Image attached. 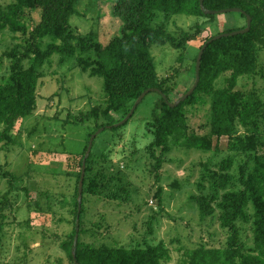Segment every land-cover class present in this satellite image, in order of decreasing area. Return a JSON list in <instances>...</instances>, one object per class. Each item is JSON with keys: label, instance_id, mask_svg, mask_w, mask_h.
<instances>
[{"label": "rangeland", "instance_id": "1", "mask_svg": "<svg viewBox=\"0 0 264 264\" xmlns=\"http://www.w3.org/2000/svg\"><path fill=\"white\" fill-rule=\"evenodd\" d=\"M112 1L80 0L70 17L74 33H92L94 41L108 44L120 33L122 23L112 13ZM12 2L0 0V6ZM39 19L40 12L33 11L30 30ZM205 19L185 13L154 14L152 23L165 27L178 40L185 32L203 27L197 40L188 41L184 48H174L169 43L151 45L159 76L169 78L177 88L172 99L193 86L195 56L201 42L209 35L238 30L247 24L238 11L221 12L214 22ZM50 42L53 38L48 35L43 46ZM17 43L27 44L21 32L8 28L0 31V83L9 79L13 62L2 54ZM76 43L74 40V53L54 51L45 60L40 67L37 109L16 123L13 144H0V264H74L62 242L71 239L75 227L79 161L92 134L100 128L98 124L106 122L103 118L77 117L94 106H107L104 77L91 75L90 69L79 62V58L94 52L82 50ZM33 59V54L24 58L22 65L30 67ZM229 75L230 72L222 74L216 86H226ZM236 88L256 90L264 99V50L259 51L256 73L240 77ZM158 97L157 92H150L126 122L108 125L95 137L78 238L96 247L164 240L171 259L163 264H181L186 248L226 245L228 232L219 223L218 211L202 219L196 197L222 194L217 185L220 162L230 155L234 163L229 172L235 180L228 189L240 187V165L247 157L231 149V139L224 136L218 143L215 140L217 146L212 150L172 146L164 153L160 169H156L147 145L154 138L148 124ZM186 114L190 131L209 132L210 97L187 106ZM260 131L262 138L264 121ZM240 133H244L243 129ZM5 172L15 176L12 189ZM91 179L97 182L96 190L89 189ZM240 225L247 247H252V223Z\"/></svg>", "mask_w": 264, "mask_h": 264}, {"label": "trees", "instance_id": "2", "mask_svg": "<svg viewBox=\"0 0 264 264\" xmlns=\"http://www.w3.org/2000/svg\"><path fill=\"white\" fill-rule=\"evenodd\" d=\"M79 1L14 0L5 7L0 6V31L8 28L15 33L21 32L27 43H17L13 49L2 54L13 62L9 79L6 83H0V127H3L0 130L1 147L15 142L13 129L16 123L37 109L42 74L40 67L54 51L74 53L76 47L73 41L76 40L77 46L82 50H93L92 55L79 58V62L84 68L90 69L91 75L104 77L107 93L105 108L94 106L89 112L77 117L78 120L87 117L95 120L103 118L106 122L98 124V128H107L108 125L114 127L116 122H121L126 117L139 96L150 90L159 94L148 124L154 138L147 145V151L156 161V169H160L164 153L172 146L212 150L224 136L231 139V149L243 152L247 157L240 165V187L228 189L235 180L229 172L234 163V156L230 155L220 162L217 185L222 194L218 197L214 195L213 198L208 195L196 197L202 219L218 211L219 223L228 232L226 245L186 248L181 264H264V136L260 138L264 121V99L256 90L247 92L236 88L240 77L256 73L259 51L264 50V0H204L203 4L201 0H113L112 13L122 23L120 33L106 45L94 41L92 33L84 36L74 33L70 17L76 12ZM231 7L243 9L245 14H242L246 19V14L252 17L251 29L246 33L211 41L201 60L200 80L195 90L172 106L170 103L180 100L189 89L177 99H172L173 94L178 92L177 88H173L169 78L159 76L151 45L169 43L174 48H184L188 41L197 40L203 27L198 26L195 32H185L182 39L178 40L165 27L152 23L154 14L185 13L204 17L206 22H214L215 17L221 13L219 10ZM33 11L40 12V19L30 30L28 24ZM246 26L247 24L242 28ZM48 35L52 36L53 42L46 43L44 47L43 41ZM214 36L209 35L201 42L195 61L202 46ZM22 47L24 51L21 50ZM32 54L33 62L30 67L25 68L22 61ZM225 72H230L227 85L217 87V79ZM204 96L210 97V130L198 134L189 130L186 107L202 102ZM113 113L120 117L115 118ZM241 129L244 133H240ZM88 145L89 141L79 161V178ZM158 149H161L160 154L157 153ZM91 157L92 153L86 160L83 197ZM7 175L12 189L15 187V176L5 172L4 177ZM89 183V189L96 190V180L91 179ZM83 202L84 199L79 212L77 198L72 237L62 242L74 264H163L171 259L169 247L164 240L157 243L144 240L133 245L99 247L79 239L75 243L76 233H80ZM240 222L252 223V247H247L243 239Z\"/></svg>", "mask_w": 264, "mask_h": 264}, {"label": "water", "instance_id": "3", "mask_svg": "<svg viewBox=\"0 0 264 264\" xmlns=\"http://www.w3.org/2000/svg\"><path fill=\"white\" fill-rule=\"evenodd\" d=\"M203 1L204 0H201V4H203ZM220 12H231V11H238V12H241V13H244L245 12L243 11V9L239 8V7H231V8H228V9H222V10H219ZM214 12H217V11H214ZM246 17H247V26L245 28H241V29H238V30H234V31H229V32H222L220 34H217L215 35L213 38H211L207 43H205L202 48L200 49V52L197 56V61H196V81H195V84L188 90V92H186L181 98L180 100H178L177 102L175 103H170L172 106H175L177 105V103H179L181 100H184L185 98H187L196 88L199 80H200V75H199V69H200V65H201V60H202V57H203V54H204V51H205V48L207 47V45L213 41V40H216V39H219L221 37H225V36H229V35H234V34H240V33H246L248 32L250 29H251V23H252V17L250 15H247L246 14ZM150 92V90H146L145 92H143L139 98L136 100L135 104L133 105V107L131 108L130 112L126 115V117L121 121L119 122V124L121 123H124L126 122L132 115L133 113L135 112V109L137 108V106L139 105V103L143 100V98ZM105 127H100L96 132H94L89 140V145H88V149H87V152L85 154V158L83 160V165H82V173H81V177H80V181H79V196H78V200H79V212L81 210V201L83 199V189H84V180H85V173H86V160L87 158L89 157L90 153H91V150H92V145H93V142H94V139L95 137L97 136V134L99 132H101L102 130H104ZM79 217V215H78ZM79 237V233L77 232L76 233V236H75V243L78 242V238ZM74 258H76V255L74 254Z\"/></svg>", "mask_w": 264, "mask_h": 264}]
</instances>
